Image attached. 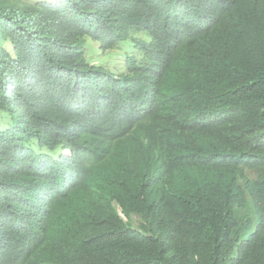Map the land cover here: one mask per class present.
<instances>
[{
	"label": "trees",
	"instance_id": "16d2710c",
	"mask_svg": "<svg viewBox=\"0 0 264 264\" xmlns=\"http://www.w3.org/2000/svg\"><path fill=\"white\" fill-rule=\"evenodd\" d=\"M86 37L128 40L125 71ZM0 110V264H226L239 178L264 212V0H0ZM252 240L231 264H264Z\"/></svg>",
	"mask_w": 264,
	"mask_h": 264
},
{
	"label": "clouds",
	"instance_id": "9594fccd",
	"mask_svg": "<svg viewBox=\"0 0 264 264\" xmlns=\"http://www.w3.org/2000/svg\"><path fill=\"white\" fill-rule=\"evenodd\" d=\"M149 39L150 37L148 36V40ZM119 47L120 45L118 44L116 48ZM139 56L140 54L137 53L136 57ZM121 65H123V57L121 58ZM124 71L125 69H122V71L118 72L117 74H121ZM134 86L136 89V93L138 95V99L144 106V109L142 111L146 114L147 116L146 119H148V121L157 128L167 125L168 122H166L164 119L151 120L148 118V113H147L148 107L152 102V98L158 93L156 88L148 83L145 84L143 80L138 78L137 76L134 77ZM252 169L257 170V174L255 176H251L248 173V170H252ZM244 170L247 177L250 179H255L261 173V168L246 167ZM160 181L161 180H158V183ZM238 182L240 186L243 187L246 191L242 196L243 202L241 205H239L240 209L237 211H233L237 225L235 227L234 234L232 235L233 246L232 249L230 250L231 254L228 257V260L225 261L226 264H231V260L237 257L236 255H238L239 245H243L246 249L249 250L253 249L254 241L252 240V234L256 231L260 223L264 221V212L259 199L255 197L253 193L250 192L246 186H244L245 185L244 181L241 178H239ZM151 186L153 187L154 185L150 184V187ZM110 206L114 211V213L116 214V216L131 231H136L139 233L143 232V226L146 225V221L139 214L135 212H131L128 214L125 213L120 203L115 199H112L110 201ZM134 218L137 219L136 224L134 223ZM249 228H251V230ZM144 235L157 238V236L153 234H144Z\"/></svg>",
	"mask_w": 264,
	"mask_h": 264
},
{
	"label": "rangeland",
	"instance_id": "374dc122",
	"mask_svg": "<svg viewBox=\"0 0 264 264\" xmlns=\"http://www.w3.org/2000/svg\"><path fill=\"white\" fill-rule=\"evenodd\" d=\"M83 47L88 62L102 67H109L114 73L122 71L121 58L131 48L129 42H124L120 44L119 48L112 49L107 54H101L98 49V43L88 37L85 38ZM15 123V120L9 118L4 110H0V130L14 126ZM248 173L251 176H255L257 174V170H248ZM136 222L137 219L134 218V223L136 224ZM249 229L251 230V228Z\"/></svg>",
	"mask_w": 264,
	"mask_h": 264
}]
</instances>
